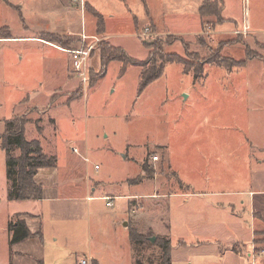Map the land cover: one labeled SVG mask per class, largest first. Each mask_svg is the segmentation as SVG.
Masks as SVG:
<instances>
[{"label": "rangeland", "instance_id": "rangeland-1", "mask_svg": "<svg viewBox=\"0 0 264 264\" xmlns=\"http://www.w3.org/2000/svg\"><path fill=\"white\" fill-rule=\"evenodd\" d=\"M211 1H221L233 22L222 17V24L210 22L205 31L193 36L155 31V39L146 42L139 38L149 25H142L145 2L167 19L195 16L203 0H95L100 13L118 20V28L126 34V50L145 68L159 64L160 52L156 47L145 49L143 43L168 37L175 42L163 50L179 54L185 67L166 63L163 75L141 92L143 68L133 65L124 70L122 62L114 61L100 87L102 78L89 83L85 91L73 77L58 86L63 90L55 94L51 69L57 58L69 55L18 38L35 36L56 49L62 45L50 42L48 36L76 41L84 29L86 35L102 39L104 25L98 28L86 5L83 10L71 0H0V135L6 120L24 117L29 122L26 139L39 140L44 153L57 157V175L62 179L59 193L63 194L62 202L31 207L8 200L6 154L0 140V264H12L7 229L10 222H17L14 215L25 210L40 215L47 246L42 264H76L77 254H88L90 245L102 252V264H130L127 255L121 258L120 249L128 230L147 239L170 240L171 264L218 262L211 248L202 247L213 240L190 229L200 221L201 211L192 193L201 190L195 186L202 181L199 169L204 172V166L217 163L218 180L238 179L243 162L264 158L253 155L250 151L257 148L245 141L264 147V0ZM61 12L71 13L68 25L73 33L68 34L65 27L54 29L62 21ZM132 16L139 21L136 36L142 43L129 36ZM245 47L257 57L242 68L238 62L246 60ZM99 55L97 49L94 77L101 72ZM192 74L197 75V83ZM158 146L165 147V152ZM155 155L158 162L152 159ZM143 164L151 174L142 171ZM91 188L99 193L95 195H115L112 206H106L103 199L87 200L94 195ZM128 193L138 196L136 213L132 207L127 214L129 198L122 195ZM241 215L249 231L254 225L251 216L245 211ZM220 216L214 214L211 222L230 220L226 214ZM258 226L264 228V223ZM258 238L264 239V230ZM156 241L147 240L138 252L146 264L158 262L161 250Z\"/></svg>", "mask_w": 264, "mask_h": 264}, {"label": "crops", "instance_id": "crops-1", "mask_svg": "<svg viewBox=\"0 0 264 264\" xmlns=\"http://www.w3.org/2000/svg\"><path fill=\"white\" fill-rule=\"evenodd\" d=\"M86 4L88 7L86 8L88 9L89 13L92 14V17H94L95 19L94 12L100 13L99 10L96 8L97 6L95 4V0H86ZM145 4H146L145 21L142 25L144 26L145 24L147 25L148 23L149 24L148 26L150 27L153 34H155V31L163 30V31H167L168 32L167 34L169 35L193 36V35H199L203 31L202 20L199 14V9L202 5L198 7V13L195 14V16L193 15L192 17H189L183 14V15H176L173 17L167 16L166 19V16L161 17L159 14L157 15L153 11V9H150L148 7L146 2ZM82 14L84 13L82 12ZM69 15H71L70 12H63V13L61 12L60 16L62 17L61 18L62 21H59L54 29L56 30L59 27H65V30L69 31L70 29V25H68L70 22ZM222 17L227 20H232L231 18L232 16H229L226 12L225 5H224ZM103 18L105 23L103 32L105 33V35L102 38L107 41H110V43L112 42L111 43L112 46L116 48L120 47L121 49L124 50L125 53H127L129 57H131L130 53H128L125 45L123 44V40L125 39L126 34H124L118 28L119 27V23L117 22L118 20L112 15L110 16L103 15ZM129 23H131V34H129V36L131 37L134 36L138 38V36H136L137 35L136 31L139 27V21L137 17L132 16V18H130ZM162 24H164V26L160 27V25ZM46 31L51 33L53 29H48ZM85 31L86 30L83 29L82 33H79L80 42L77 44V46H79L82 43L81 36L86 35ZM71 33H73V31H69L68 34ZM18 39L22 41L27 40L30 42H36L38 44H43L44 46L52 50L55 51L58 50L62 52L59 49V46L55 49L52 46H50V44L49 45L46 44V41H43L42 39L40 40L38 37L35 36H27L26 38H18ZM87 42L89 41L87 40ZM140 42L142 43L141 40ZM96 52L97 49L93 52V56L90 61V69L92 72L94 71L93 57L96 55ZM58 59L60 60L58 61ZM253 60H248V61H253ZM67 61H69L68 64ZM54 64H53L54 66L51 69L52 72L50 77L51 79L54 80L52 83L57 85V90L55 94H58L63 90L62 87H58V86H60L64 82L69 83L71 80H73V77L75 78L77 77L74 75V72L71 69L70 57L69 58L66 57L65 59L57 58ZM244 66H242V68H244ZM108 70L109 69L107 67V73ZM96 72H98V70ZM235 73H239V72L235 71ZM106 75L103 76V78L99 81L97 86L100 87L101 85L100 83L103 81ZM192 76L194 77V82L197 83L195 81V74H192ZM59 78H63V80L60 81L61 83L56 82ZM39 86L41 87V83L39 84ZM53 122L55 123V120H53ZM241 129L242 128H239V131H241ZM245 141L248 147L252 146L257 148L255 150L250 151L251 153H253V155L257 153L264 155V147L256 144L255 141H248L247 139ZM210 145L215 146V143L212 142L210 143ZM156 148L158 150L165 152V147L163 146H158ZM210 149L212 151L214 150V148H210ZM197 153L201 154L199 152ZM124 158L125 157L122 156V160ZM154 162H158V161H154ZM204 168H205L204 172L202 171V169H199L200 172L199 175L200 178H202V181L200 184H198V186H195L197 188H200L201 190H199L196 193H192V195L196 199H199V202L201 203V211L198 214V218H199L198 220L200 221L194 226H192V228L190 229L191 231L193 230L194 232L201 233L206 238L213 240L212 244L205 243L207 245L204 244L202 245V247L209 249L211 248L210 251H212V257L214 259L216 258L218 262L202 263V264H257L256 262L257 260H258V264H264V239H261L260 241L258 240L259 235L264 230L263 227L259 228L258 226L261 222L264 223V158L259 157L257 158V160L254 159L253 162H251V160L249 161L247 160L243 162L242 170H241L243 172V175L242 178H238V179L218 180L215 172L217 169V163L216 164L211 163L210 165H208V168L207 166H204ZM229 170H231V168ZM57 171H58V164L55 168H49V169L45 168L39 170V172L35 176L37 184L42 187L43 199L31 200V201H19V202L30 203L31 204L29 205L30 207L34 206L35 203L36 205H40L46 202H48L49 204L58 203L60 201L62 202L61 198H63V194L59 193V190L61 189L62 186L61 184L62 179L60 180V178L58 177ZM208 173H211L212 176H209ZM239 176H241V174H239ZM6 183L8 184V180ZM7 189H8V185H7ZM94 190H95L94 188L93 189L91 188V193L93 194L94 192V195L92 197L88 196L87 200L89 199L91 200L92 198L103 199V200L107 198H111L113 200L115 199V195L113 197L103 196L101 193L100 195H95L99 193H95L96 191ZM113 192L115 191H112L111 193ZM136 195L137 194H133V193L122 195L126 198H129L127 202L128 205L127 214H129V210L132 207H134V209H132L131 211L132 213H136V211L138 210L139 205H136L137 203L136 201H134L138 198V196L136 197ZM7 199H8V194H7ZM105 202L107 203L106 200ZM244 211L248 212L249 216H251L252 222L254 223V225L252 224V226L250 227L249 231L245 227L246 221L243 220V217L241 215L242 212ZM214 214H217L219 216L221 215L220 217L222 218H225V214H226V217H228V219L230 220L227 221L225 218V220L222 219V221L218 220L216 222L214 221L213 223L211 221H213L212 217L214 216ZM14 216L18 220H22L26 223L28 230L32 236L27 240L17 243L12 247V254H13V259L11 261L12 264H39V262L44 263L45 261L44 252L47 246L45 243L44 235L42 234L41 224L39 223V217H40L39 212L37 211L36 213H34L32 211L29 212L25 210V211L17 212ZM126 225L127 222L125 223L124 227ZM149 239L150 238H148V240ZM145 243L136 245L135 242L132 241L130 231L128 230V236L126 240L123 241L122 247L120 248L121 251H123L121 254V258H124V256L127 255L130 264H135L137 260H141L138 257V252L144 250ZM235 248H237V250H234ZM110 251L115 253L116 249L114 250L111 248ZM87 252L88 254L82 256H79L77 254L78 257L76 258V264L78 263L79 259L82 257L88 258L91 263L96 261L97 264H102V258H101L103 257L102 252H98V249L92 247L91 245L88 248ZM142 263L146 264L144 261H142Z\"/></svg>", "mask_w": 264, "mask_h": 264}, {"label": "trees", "instance_id": "trees-1", "mask_svg": "<svg viewBox=\"0 0 264 264\" xmlns=\"http://www.w3.org/2000/svg\"><path fill=\"white\" fill-rule=\"evenodd\" d=\"M201 5L199 14L202 20L203 31L206 30L210 22L214 24L223 23V5H221V1L215 2L211 0H203ZM94 16L98 28H102L105 24L103 15L94 12ZM47 38H49L50 42L60 43L64 48L75 47L80 42L79 38L74 41L72 37H54L50 35ZM75 42L76 44H74ZM173 42L175 41H169L168 37L166 40H156L152 43H143L145 49L148 50L152 47H156L160 52L159 64L157 65L156 63H153L151 66H148V68H145L144 62L138 61L134 58L132 59L124 52L123 49L112 46L104 39L97 45L101 59V72L95 77L91 73L90 83L103 78V76L106 75L107 67L111 62L120 61L123 64L124 70H126L127 66L133 65L143 68L140 78V91L142 92L151 84V82L157 80L163 75L165 69L164 65L166 63H180L183 67H185V62L179 54H170L163 50L164 45H170ZM245 50L246 60H239V66H244L246 61L253 60L257 57L256 54L253 55L251 53L248 47H245ZM186 71L187 70L185 69V72ZM197 78L198 77L195 74V80ZM28 124L29 122L24 117L15 116L13 119L5 121V131L2 135H0L1 148H3L6 154V178L9 183L7 194L8 200L10 201H31L43 199L42 187L37 184L35 176L39 170L45 168H55L58 164L57 157L44 153L38 140L34 139L28 141L26 139L25 129ZM142 171L147 174L152 173L151 171H148L146 164L142 165ZM8 232L12 246L23 242L32 236L26 223L22 220L10 222ZM130 235L132 241L135 242L136 245L145 243L148 240L146 237L137 232H130ZM156 244L159 246V250H161L156 264H171L170 240L167 238H158ZM39 264H42V262H39ZM92 264H97V262L94 261ZM135 264L144 263H142L141 260H137Z\"/></svg>", "mask_w": 264, "mask_h": 264}, {"label": "built area", "instance_id": "built-area-1", "mask_svg": "<svg viewBox=\"0 0 264 264\" xmlns=\"http://www.w3.org/2000/svg\"><path fill=\"white\" fill-rule=\"evenodd\" d=\"M71 1L84 10L86 0ZM247 29L248 28L246 27L245 30L247 31ZM139 38H142L144 41L148 42L155 39V36L152 33L151 29L147 26L143 29L142 33L139 35ZM81 39L82 43L79 46H75L72 48L59 47V49L65 54L69 55V57L71 58V69L73 70L74 75L80 81V84L84 87L85 91H87L88 86H90L89 83L91 77L90 61L93 56V52L97 49V45L100 44L104 39H101L97 36L86 35H82ZM87 40L90 41L87 42ZM152 159L154 161L160 160L157 155L153 156ZM95 169L98 170L99 167L96 165ZM105 200L107 201L106 206H112L111 201L113 199L107 198ZM77 264H91V262L88 258L82 257L79 259Z\"/></svg>", "mask_w": 264, "mask_h": 264}, {"label": "water", "instance_id": "water-1", "mask_svg": "<svg viewBox=\"0 0 264 264\" xmlns=\"http://www.w3.org/2000/svg\"><path fill=\"white\" fill-rule=\"evenodd\" d=\"M156 239H157V237H156V236H154V237L150 238V239H149V241H150L151 243H153V244H154V242L156 241Z\"/></svg>", "mask_w": 264, "mask_h": 264}]
</instances>
